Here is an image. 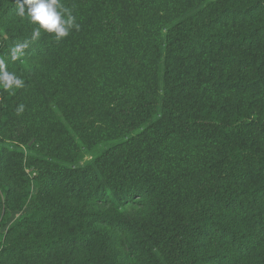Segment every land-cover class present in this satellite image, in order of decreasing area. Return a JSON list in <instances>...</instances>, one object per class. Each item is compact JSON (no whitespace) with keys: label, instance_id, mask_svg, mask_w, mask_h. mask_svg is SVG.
Returning a JSON list of instances; mask_svg holds the SVG:
<instances>
[{"label":"trees","instance_id":"1","mask_svg":"<svg viewBox=\"0 0 264 264\" xmlns=\"http://www.w3.org/2000/svg\"><path fill=\"white\" fill-rule=\"evenodd\" d=\"M66 1L69 5L83 2L105 17V33L96 32L87 38L74 33L64 42H80L87 52L110 57L109 80L118 87L130 88L134 76L127 65L130 60L145 68H157L164 50L160 32L152 31L144 40L138 39L135 46L126 47L124 60L116 59L106 45V36L113 37L116 32L110 0ZM18 2L21 0H0L1 25L4 17L13 18ZM194 7L199 19L175 23L170 32L193 51L223 52L206 62L216 88L251 94L230 109L202 106L187 110L156 105L150 117L128 121L129 128L118 136L128 138L146 124L154 144L170 138L189 141L195 135L211 146L207 161L211 187L189 199L188 219L199 225L197 236L176 235L170 224L151 218L152 214L144 217L149 211L175 205L181 196L159 189L155 180L144 187L140 182L143 179L136 177L140 163H131L128 158L120 166L109 167L106 153L76 166L72 159L56 155V147L47 154L51 158L49 180L63 190L62 198L72 209L62 218L33 213L14 221V215L25 210L29 194L17 197L4 178L6 152L0 144V238H5L0 243V264H101L102 253L108 252L105 243L114 239L119 240L120 250L110 245L102 264H264V110L259 106V96L254 95L264 93V56L255 61L227 51H253L264 42V0H200ZM192 9L187 8L188 16ZM96 36L103 44L96 42ZM18 38L28 39L19 31L17 37L6 42L0 56ZM41 48L35 42L25 56L33 58ZM215 61L243 66L252 77L247 81L224 80L212 74ZM78 103L87 116L103 112L98 106ZM2 127H6L4 112L0 114ZM212 238L226 251L208 253L206 240Z\"/></svg>","mask_w":264,"mask_h":264},{"label":"rangeland","instance_id":"2","mask_svg":"<svg viewBox=\"0 0 264 264\" xmlns=\"http://www.w3.org/2000/svg\"><path fill=\"white\" fill-rule=\"evenodd\" d=\"M199 1L110 0L116 32L113 37L106 36V45L112 57L124 60L126 47L135 46L138 39L144 40L152 31L160 32V42L164 43L163 58L156 69L128 61V68L134 75L128 89L109 80L107 65L110 57L89 53L80 42L70 44L64 39L56 42L48 33H43L37 41L42 48L35 57L24 56L16 62L8 60L9 70L16 72L26 84L24 89L15 90V94L0 89L3 107L0 114L6 115V127L0 128V144L6 152L3 176L12 184L17 197L29 194L25 210L16 213L14 221L33 213L62 218L69 208L72 209L62 198L63 190L52 186L49 180L51 158L47 154L56 147V155L72 159L76 166H84L106 153L109 154V167L120 166L128 158L131 163H140L136 177L143 179L140 182L144 187L155 180L159 189L171 190L181 196L175 205L164 206L154 213L149 211L144 217L152 214L151 218L170 224L176 235L197 236L199 225L188 219L192 204L189 199L211 187V175L207 170L211 146L195 135L189 141L176 142L177 138H170L154 144L146 124L128 138L118 135L129 128L126 126L128 121L138 120L143 115L150 117L154 113L151 108L156 105L187 110L202 106L230 109L251 94L238 89L216 88L210 80L206 62L223 52L193 51L192 46L179 42L170 32L175 23L199 19V14L194 13V5ZM61 2L73 11L80 24V29L73 30L69 36L78 33L87 38L96 32L105 33L106 22L102 14L87 8L83 2L76 5H69L66 0ZM188 7L193 8L189 16ZM4 19L0 24V51L4 50L8 40L17 37L19 31L29 39L34 27L27 18L16 14L11 20ZM96 42L102 43L97 41V36ZM227 51L258 61L264 56V42L253 51L231 48ZM213 67L212 74L227 81H247L252 77L243 66H227L215 61ZM141 92L143 96H140ZM254 95L259 96V106L264 110V93ZM78 101L98 106L103 112L87 116ZM20 104L25 109L18 115L16 108ZM4 240V237L0 238V243ZM105 245L108 252L102 253L101 264L110 252V245L120 250L118 239ZM222 249L226 251L215 239L206 240L208 253L222 252Z\"/></svg>","mask_w":264,"mask_h":264},{"label":"clouds","instance_id":"3","mask_svg":"<svg viewBox=\"0 0 264 264\" xmlns=\"http://www.w3.org/2000/svg\"><path fill=\"white\" fill-rule=\"evenodd\" d=\"M27 6V10L26 7ZM15 14L20 18H27L33 25L29 39L13 42L3 56H0V89L15 94V90L26 87L24 79L10 71L8 60L16 62L21 60L37 42L43 33L52 34L56 42H61L68 37L73 30L78 31L80 24L77 22L73 11L66 7L61 0H21L17 4ZM25 106L18 105L17 114L23 113Z\"/></svg>","mask_w":264,"mask_h":264}]
</instances>
